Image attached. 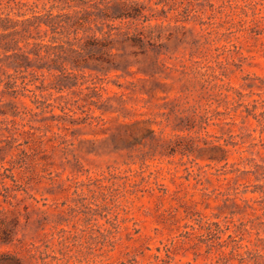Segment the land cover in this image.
<instances>
[{
	"label": "rangeland",
	"instance_id": "374dc122",
	"mask_svg": "<svg viewBox=\"0 0 264 264\" xmlns=\"http://www.w3.org/2000/svg\"><path fill=\"white\" fill-rule=\"evenodd\" d=\"M17 2L0 18L51 6ZM135 2L147 21L113 25L145 46L116 43L107 71L15 72L0 43V253L264 264V0ZM44 29L16 50L33 60Z\"/></svg>",
	"mask_w": 264,
	"mask_h": 264
},
{
	"label": "trees",
	"instance_id": "16d2710c",
	"mask_svg": "<svg viewBox=\"0 0 264 264\" xmlns=\"http://www.w3.org/2000/svg\"><path fill=\"white\" fill-rule=\"evenodd\" d=\"M23 1L26 2H17V7H27L30 0ZM38 1L34 0L32 6ZM44 1L51 6L43 15H32L21 20H13L8 16L0 18V43H3L1 46L5 51L12 52L9 58L15 72L36 67L54 69L65 74L67 67L71 71L81 72L92 65L107 71L116 67L111 59L116 43H130L140 49L145 46L140 33L130 36L128 31L121 32L113 25L117 21L129 24L141 19L147 21L142 16L143 9L135 0ZM53 9H58V13H53ZM42 26L45 27L44 36L50 35L49 41L47 44L32 42L30 53L34 59L30 60L28 54L17 51L15 47L20 39L26 42L34 39L31 29L38 30ZM104 28L107 30L103 31ZM40 49H43V55ZM5 86L13 89L16 85L11 80ZM10 235L11 230L4 226V220L0 218V243H10ZM0 264L23 263L15 256L3 252L0 253Z\"/></svg>",
	"mask_w": 264,
	"mask_h": 264
}]
</instances>
